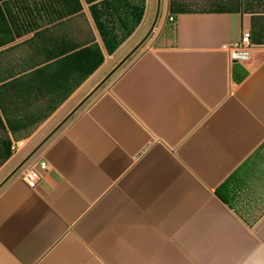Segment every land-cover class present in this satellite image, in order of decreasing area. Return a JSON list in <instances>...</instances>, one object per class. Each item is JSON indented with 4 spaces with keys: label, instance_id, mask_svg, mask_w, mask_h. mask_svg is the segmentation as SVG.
Listing matches in <instances>:
<instances>
[{
    "label": "crops",
    "instance_id": "obj_1",
    "mask_svg": "<svg viewBox=\"0 0 264 264\" xmlns=\"http://www.w3.org/2000/svg\"><path fill=\"white\" fill-rule=\"evenodd\" d=\"M153 1L2 0L0 183L144 38ZM162 13L0 187V264H264V0Z\"/></svg>",
    "mask_w": 264,
    "mask_h": 264
},
{
    "label": "water",
    "instance_id": "obj_2",
    "mask_svg": "<svg viewBox=\"0 0 264 264\" xmlns=\"http://www.w3.org/2000/svg\"><path fill=\"white\" fill-rule=\"evenodd\" d=\"M161 3L162 0H157V6H156V13L153 20V23L147 32V34L144 36V38L136 44L132 48V50L117 64L115 68L109 74H107L94 88L93 90L87 94V96L42 140L40 141L32 150L31 152L20 162V164L11 172V174L5 178L0 183V187L18 170L20 169L24 164H26L32 156L47 142V140L110 78V76L127 60L133 55L136 50L143 44V42L149 37V35L152 33L153 29L155 28L158 19L160 17V11H161Z\"/></svg>",
    "mask_w": 264,
    "mask_h": 264
},
{
    "label": "built area",
    "instance_id": "obj_3",
    "mask_svg": "<svg viewBox=\"0 0 264 264\" xmlns=\"http://www.w3.org/2000/svg\"><path fill=\"white\" fill-rule=\"evenodd\" d=\"M250 38L251 35L249 32L243 33L241 42L235 46L234 50L231 51V55L233 58L236 59L240 56H245L247 54V48L250 46L251 43ZM24 145V142H15L12 146V149L17 151ZM47 170L48 165L46 161H35L25 169L22 178L30 188H36L39 180Z\"/></svg>",
    "mask_w": 264,
    "mask_h": 264
},
{
    "label": "rangeland",
    "instance_id": "obj_4",
    "mask_svg": "<svg viewBox=\"0 0 264 264\" xmlns=\"http://www.w3.org/2000/svg\"><path fill=\"white\" fill-rule=\"evenodd\" d=\"M155 10H156V0L153 1V5H152V11H151V14H150V19L148 21V27L151 25L152 21H153V18H154V15H155ZM164 23H169L168 22V17H165L164 18V15L163 13L161 14V17L157 23V26L155 28V30L153 31V33L151 34V37H153L154 35H159L160 32L162 31L163 29V26H164ZM134 40H132V42L130 43V45L127 47V50L125 52H121L120 54H118L114 59L113 61H111V63L109 64V67L107 69V72L110 71L113 67H116L117 64L121 61V59L126 55V53L135 45ZM120 69V68H119ZM118 69V70H119ZM117 70V71H118ZM116 71V72H117ZM92 98V97H91ZM91 99H89L87 102H89ZM37 142H28L26 143V146L25 148H27L28 151L31 150V148L36 144Z\"/></svg>",
    "mask_w": 264,
    "mask_h": 264
},
{
    "label": "trees",
    "instance_id": "obj_5",
    "mask_svg": "<svg viewBox=\"0 0 264 264\" xmlns=\"http://www.w3.org/2000/svg\"><path fill=\"white\" fill-rule=\"evenodd\" d=\"M2 14H3V2L2 0H0V16H2ZM254 35H256V37L258 38L263 37L264 39V29L258 30Z\"/></svg>",
    "mask_w": 264,
    "mask_h": 264
}]
</instances>
